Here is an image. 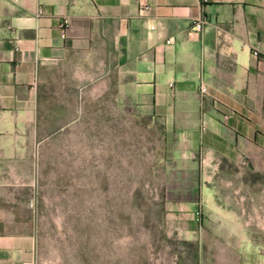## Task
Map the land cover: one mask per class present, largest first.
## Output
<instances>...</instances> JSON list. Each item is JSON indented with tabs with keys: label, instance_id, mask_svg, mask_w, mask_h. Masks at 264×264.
I'll list each match as a JSON object with an SVG mask.
<instances>
[{
	"label": "crops",
	"instance_id": "obj_1",
	"mask_svg": "<svg viewBox=\"0 0 264 264\" xmlns=\"http://www.w3.org/2000/svg\"><path fill=\"white\" fill-rule=\"evenodd\" d=\"M256 48L264 53V0H0V264H39L28 205L35 152L72 124L44 99V81L122 90L161 122L181 175L198 178L191 192L201 197L188 202L211 207L226 164L264 160ZM214 221L213 264H246L224 242L250 240L247 219Z\"/></svg>",
	"mask_w": 264,
	"mask_h": 264
},
{
	"label": "rangeland",
	"instance_id": "obj_2",
	"mask_svg": "<svg viewBox=\"0 0 264 264\" xmlns=\"http://www.w3.org/2000/svg\"><path fill=\"white\" fill-rule=\"evenodd\" d=\"M40 90L72 124L35 152L28 205L39 264H213L222 215L245 217L251 236L224 243L264 264V160L226 164L216 204L201 207L188 202L201 197L191 192L198 178L181 175L161 122L122 90L61 75Z\"/></svg>",
	"mask_w": 264,
	"mask_h": 264
},
{
	"label": "built area",
	"instance_id": "obj_3",
	"mask_svg": "<svg viewBox=\"0 0 264 264\" xmlns=\"http://www.w3.org/2000/svg\"><path fill=\"white\" fill-rule=\"evenodd\" d=\"M144 10L145 11H148V10H150V8L149 7H145L144 8ZM68 25H69V21L67 20V19H64V20H62L61 21V23H60V25H59V27H60V32H61V34H62V37H66V35H67V28H68ZM196 29L197 30H201V28H202V23H198V24H196ZM171 42H168V44H170ZM254 55H256L259 59H260V61H261V63L264 65V53H261V51H260V49L259 48H256L255 50H254ZM202 92L203 93H206L207 92V89L206 88H202ZM30 206L33 208L34 207V202H32L31 204H30Z\"/></svg>",
	"mask_w": 264,
	"mask_h": 264
}]
</instances>
